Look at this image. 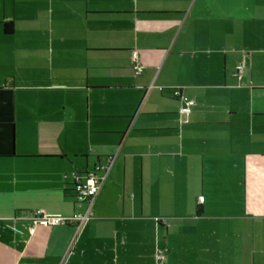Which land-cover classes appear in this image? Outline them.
Here are the masks:
<instances>
[{
    "label": "crops",
    "instance_id": "crops-1",
    "mask_svg": "<svg viewBox=\"0 0 264 264\" xmlns=\"http://www.w3.org/2000/svg\"><path fill=\"white\" fill-rule=\"evenodd\" d=\"M112 155L75 239L32 227L86 212L73 175ZM156 247L264 264V0H0V264H156Z\"/></svg>",
    "mask_w": 264,
    "mask_h": 264
},
{
    "label": "built area",
    "instance_id": "built-area-1",
    "mask_svg": "<svg viewBox=\"0 0 264 264\" xmlns=\"http://www.w3.org/2000/svg\"><path fill=\"white\" fill-rule=\"evenodd\" d=\"M132 70L136 76L141 75L143 72V65L139 60L137 52H133L131 56ZM246 64L244 61L236 66L235 77L241 82L242 75ZM174 97L180 99L182 106L180 107V114L187 116L191 108L195 105L194 100L189 99L182 95L179 88L173 89ZM116 155L109 156L105 162L94 165L93 168L86 170L82 175L74 174V195L79 203H87L88 207L83 214H74L72 216H62L50 214L43 209L32 211L29 222L32 227H63L67 225H74L76 227L74 239L78 236L84 225L92 219L91 208L100 193L110 170L115 162ZM203 198L200 197L198 202L201 203ZM73 243V241H72ZM165 250L156 247V264H163ZM70 254V249L66 251L65 258Z\"/></svg>",
    "mask_w": 264,
    "mask_h": 264
},
{
    "label": "trees",
    "instance_id": "trees-1",
    "mask_svg": "<svg viewBox=\"0 0 264 264\" xmlns=\"http://www.w3.org/2000/svg\"><path fill=\"white\" fill-rule=\"evenodd\" d=\"M6 30L8 31V32H10V31H12V28H11V26H6ZM198 213H200V211H198Z\"/></svg>",
    "mask_w": 264,
    "mask_h": 264
}]
</instances>
